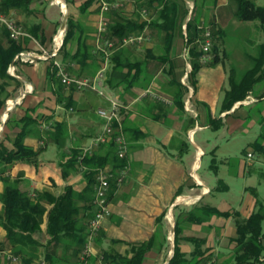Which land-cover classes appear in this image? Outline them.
I'll return each instance as SVG.
<instances>
[{"label":"crops","instance_id":"0c3cea01","mask_svg":"<svg viewBox=\"0 0 264 264\" xmlns=\"http://www.w3.org/2000/svg\"><path fill=\"white\" fill-rule=\"evenodd\" d=\"M52 1L31 0L29 15L16 14L17 19L24 24L25 30L33 24L39 26L35 35L28 32L30 36L23 39L24 49L21 51L36 54L45 51L49 55L54 49L53 35L60 28L66 30L68 16H71L83 30L81 37L90 47L91 55L83 67L77 61L70 60L69 55L77 48L75 40L65 49L59 50L55 59L67 65L74 76L94 75L103 62L97 41L100 16L95 1L89 3L83 12L81 6L87 0H63L66 5L64 8ZM175 1L187 8L188 12L178 26L167 53L164 50L163 33L152 24L157 18L156 9L161 6V0H118L119 7L112 10L120 11L123 16L138 24L144 23L142 29L132 32H145L150 39L138 46L121 45L117 42L111 48L107 60L102 88L114 92L116 100L123 106L121 116L126 128L128 168L122 184L117 185L114 177L110 179V213L102 219L100 229L93 237L92 251L86 264H97V257L101 252L125 254L128 250L125 242L133 244L150 238H153V242L146 251L142 264H167L172 257L174 245V242H170L169 233L176 218L182 228V251L189 253L192 250L191 243L184 237L201 236L200 233L207 231L205 245L209 248L207 253L210 260L219 264L233 254L234 243L230 242V239L237 236L233 216H211L201 221H188L184 218V212L194 206H212L209 198L215 186L211 188L205 177L198 172L202 159L212 147L210 139L205 137V132L213 130L209 123L210 118L221 119L222 126L219 129L223 135L226 132H243V122L253 113L251 110L259 109L260 113L257 116L255 114V119L264 127V97L251 103L250 110L244 109L246 106L237 102L231 109L221 110L226 82L228 87V69L218 52L222 48V58L228 59L224 44L222 45L220 40L224 37L226 24L236 20L233 15L236 8L234 1ZM48 2L60 7L61 13L64 14L61 22L47 20L45 7ZM143 10H146L145 14ZM112 11L105 14L108 21ZM195 16L196 23L215 32L212 45L216 50L209 53L207 63L200 68L195 83H192L190 57L185 42L187 21ZM248 25L249 23L241 26ZM6 33V29L0 25V45L8 43ZM78 33L80 34L79 31ZM112 39L118 41L120 38L113 36ZM114 56L115 58H112ZM52 61L53 58L50 57L38 59L34 63L15 62L17 77L7 71L13 79L8 80L6 91L9 95L0 107V141L3 140L8 147H12L15 135L21 130V119L30 115L36 124L27 126L24 144L33 149L41 148L39 155L49 145H54L56 158L44 162L38 155L31 162L16 161L8 167L4 177L18 178V187L29 192L31 197L35 196L36 191H47L59 196L67 186L74 189L77 196L73 200L79 208L78 227L74 232L80 236L84 235L86 240L87 222L96 208L95 180L89 171H94L96 177L100 168L115 174L120 167L115 166V149L112 148L110 152L106 145L98 146L91 152L103 156L109 152L103 167H92L90 163L81 161L84 156L83 149L89 146L102 130L103 120L96 110L105 105L96 103L99 95L91 90H77L73 86L62 84L59 78L55 77ZM116 61L121 63V67L114 72ZM11 63L12 61L10 65ZM129 63L136 65L130 67ZM121 73L128 76L121 77ZM173 83L180 84L183 92L182 108H176L172 101L176 89ZM146 90L169 102L165 103L151 95L144 96ZM261 90L263 91L264 87ZM250 95L254 97L253 94ZM9 100L14 102V106L7 111L5 105ZM70 101L73 104L67 106ZM255 119H252V122ZM56 123L62 124L59 133L55 131ZM247 151H251V147ZM252 154V157L247 158L253 159L255 152ZM74 155L78 159L75 165H71L69 161ZM261 157L264 159V156ZM240 164L241 168H244L243 161ZM4 186V179L0 177V193ZM250 190L251 193L247 194L238 209L232 206L217 208L238 212L242 218L248 217L255 210L257 202H260L256 189L251 187ZM44 205L47 210L43 215L40 230L30 234V240L23 237L24 243H12L0 225V264H80V252L84 243L78 244L69 235L62 236L58 241H51L46 233V223L47 213L52 205L47 202H44ZM2 207L0 202V210ZM114 240L123 242H113Z\"/></svg>","mask_w":264,"mask_h":264},{"label":"trees","instance_id":"16d2710c","mask_svg":"<svg viewBox=\"0 0 264 264\" xmlns=\"http://www.w3.org/2000/svg\"><path fill=\"white\" fill-rule=\"evenodd\" d=\"M92 1L87 0L81 6V11H85L88 4ZM94 1L96 4V0ZM233 1L236 5L233 14L236 19L242 22L258 21L264 29V5L258 4L256 0ZM30 3L31 0H0V10L8 11L12 9L16 11L18 16L22 14L29 15L31 12ZM187 12L188 9L180 6L175 0H161V6L156 9L157 18L152 24L163 33V44H165L164 50L166 53L169 51L173 36L178 26H180L182 19L187 15ZM196 21V16L187 21V36L185 42L190 57V78L192 83H195L197 72L203 66L200 58L202 55L201 43L203 42L205 29L196 23ZM108 22L109 28L108 33H106L107 36L110 38L117 36L120 39L132 31L142 29L145 25L144 23L138 24L136 21L126 18L117 10L111 12L110 21ZM38 28L39 26L37 24H33L26 31L35 35ZM81 31L83 33L79 23L73 17L68 16L65 35L60 50L65 49L68 44L76 40V51L72 55H69V58L70 60L77 61L83 67L86 65L87 58L91 55V49L85 44L84 38L82 39ZM217 34H219V31ZM6 36L8 43L0 45V107L3 106L9 95L6 91V86L9 84L8 80L13 79L7 73L8 65H10L13 57L24 49L23 39L14 41L9 38L8 33H6ZM213 36H215V32H212L211 37ZM215 50V46L211 45L210 53L215 52ZM249 56L252 61V66L248 70L239 75L234 68L229 70L228 87L224 91L221 104L222 111L231 109L236 102L243 100L248 94H253L258 99L264 97V90H261L264 87V40L256 45L255 54H249ZM112 58H115V56ZM128 65L134 67L136 63H129ZM120 67L121 63L116 61L113 67L114 72L120 70ZM127 76V74L121 73V77ZM173 84H175L176 89L172 95V101L176 108H182L184 100H182L183 92L180 89V84ZM72 104L70 101L67 103V106H71ZM21 120V130L15 135L12 141V147H8L3 140L0 141V177L5 182L4 189L0 193V202L3 206L0 210V225L6 231V237L12 243H24V240H22L23 237L24 239L30 240V234L40 230L43 215L47 210L44 202H47L52 205L48 210L46 223V233L50 236V240L58 241L62 236L69 235L78 244H83L86 241L85 236L77 235L74 232L78 227L77 216L79 213V208L73 200L77 196L74 189L67 186L63 194L59 196H54L47 191H36L35 196L31 197L29 192L21 190L18 187V178L12 179V177H4L8 167L14 164V162L24 160L34 161L41 152V148L33 149L23 142L24 136L28 132L27 126L35 125V119L30 115H26ZM122 123L126 136L123 119ZM209 123L213 130H217L222 126L220 118H210ZM61 126L62 124L56 123L55 131L57 133L61 131ZM55 138L57 139V136ZM263 140L264 135L261 134L249 144L251 151H246V154L248 152H257L264 155ZM102 145L109 147L108 151L112 148L115 149L112 141ZM108 154L109 152L105 156L100 153L86 154L81 157V161L83 163H90L92 167L100 168L105 165ZM115 156L117 161L115 166L123 167L127 164L126 159H120L116 154ZM77 159L74 155L70 159L69 164L75 165ZM89 174H92V178L96 183L95 172L89 171ZM96 175H98L97 172ZM226 187L227 185L218 179L217 185L211 191L225 189ZM257 204L258 208L252 211L246 218L240 217L238 212L222 211L215 206L209 205L192 207L189 211L184 212V218L188 221H201L211 216H233L237 236L232 240L230 239V242L232 241L234 243V251L230 258L219 264H264V225H262L264 224V203L257 202ZM173 230V253L167 264H215L214 261L210 260V255L207 253L209 248L205 245V237L199 235L184 237L192 245V250L186 253L180 247L182 228L179 227L178 218L175 219ZM113 242L122 243L123 241L114 240ZM152 242L153 238L146 241L133 242V244L125 242L128 246L125 254L101 252L99 256H102L111 264H142L145 253L150 249Z\"/></svg>","mask_w":264,"mask_h":264},{"label":"built area","instance_id":"2783aa9c","mask_svg":"<svg viewBox=\"0 0 264 264\" xmlns=\"http://www.w3.org/2000/svg\"><path fill=\"white\" fill-rule=\"evenodd\" d=\"M53 3L59 5L61 8H64L66 5L63 0H53ZM118 0H96V5L99 10V24L97 27V41L102 54V66L101 68L92 76L88 77H77L71 74L69 67L65 64L60 63L55 59L58 55V52L62 46L65 29L60 28L52 37L53 48L51 53L48 55L45 51L41 53H33L29 51H20L18 52L12 60L11 65H8L7 71L10 75L17 77L15 72V62H28L34 63L38 59H48L53 58L52 67L54 68L55 77L59 78L60 82L65 86H73L77 90H91L98 95L104 96L102 92V81L104 80V71L106 68L107 60L110 55V50L113 48L116 43L121 45L128 46H138L150 39V36L145 32L139 33H128L118 41L113 40L108 37V20L105 18V14L117 9L119 7ZM190 8L192 5L189 4ZM143 13H146V10H143ZM0 25L3 26L10 39L14 41H19L25 37H29V33L24 29L23 25L18 21L16 12L14 10L1 11L0 10ZM203 42L201 43L202 55L200 62L205 65L209 59V52L212 45V37L209 30H205L203 34ZM191 69V66H190ZM144 96L151 95L155 99H159L165 103L169 101L155 93L146 90L143 93ZM109 103L107 106H99L96 110L97 115L103 120V126L100 133L93 139L92 143L85 147L82 151V155L90 154L98 146L112 141L115 145V153L120 159H127L128 155V143L123 129L121 109L122 104L117 100L108 99ZM257 101V98H254L248 94L243 100L238 101V104L246 105ZM16 102V101H15ZM14 106L12 100L7 101L5 105V110H9ZM252 152L247 153V157H252ZM127 164L123 167L118 168L115 171V174L105 168H100L97 171L96 183H95V195H94V205L95 211L92 217H89L87 222L86 229V241L83 244L82 250L80 252V264H86L87 258L89 257L92 251V240L94 235L98 232L101 226L102 219L110 213L109 201H108V192L110 187V179L114 177L116 184H122L126 179L127 174ZM171 217V214H170ZM172 219V217H171ZM173 232H170L169 239L173 237ZM97 264H111L102 256H99L97 259Z\"/></svg>","mask_w":264,"mask_h":264},{"label":"rangeland","instance_id":"374dc122","mask_svg":"<svg viewBox=\"0 0 264 264\" xmlns=\"http://www.w3.org/2000/svg\"><path fill=\"white\" fill-rule=\"evenodd\" d=\"M256 1L258 4L264 5V0ZM45 16L47 20L52 22H61L64 18L60 7L54 4L51 5L49 2L46 3ZM247 23H249L247 27L241 26L247 25ZM224 28L225 34L220 43L224 44V49L229 57L227 60L222 58V48H220L218 54L221 56L222 61L225 62L228 75L231 68H234L238 75L242 74L252 66L249 54H253L254 51L256 52L254 45L264 40V29L258 21L244 23L238 19L226 24ZM206 29L212 34L211 28ZM212 41H214V36L212 37ZM102 92L104 96L99 95L96 103L107 106L109 103L108 99L116 100L114 92H110L109 89L102 88ZM250 104H246V107L243 108L250 110L252 108ZM251 111L253 113H250L243 122L245 129L243 132H226L225 135L221 134L222 131L220 129L205 132V137L207 136L210 139L212 147L210 152L202 159L200 171L198 172L205 177L211 188L217 185L218 179L227 185L225 189L213 190L209 198V203L212 206L218 208L232 206L238 209L247 197V194L251 193V187L256 189L259 201L264 203V159L261 157L264 155L255 152L253 159H248L245 155L246 151L250 149L249 144L256 137L261 134L264 135L263 124L255 119V114L257 116L260 110L253 109ZM252 119H255L254 122H252ZM55 148L54 145H49L42 151L43 153L39 155V158L43 159L44 162L54 160L56 158ZM241 161H243L244 168H241ZM257 208L258 205L255 209ZM200 235L207 237V231L200 233ZM173 237L170 239L171 243L173 242Z\"/></svg>","mask_w":264,"mask_h":264},{"label":"water","instance_id":"95a60500","mask_svg":"<svg viewBox=\"0 0 264 264\" xmlns=\"http://www.w3.org/2000/svg\"><path fill=\"white\" fill-rule=\"evenodd\" d=\"M173 228H174V227H173ZM173 228H172V231H171V232H174Z\"/></svg>","mask_w":264,"mask_h":264},{"label":"bare ground","instance_id":"6f19581e","mask_svg":"<svg viewBox=\"0 0 264 264\" xmlns=\"http://www.w3.org/2000/svg\"><path fill=\"white\" fill-rule=\"evenodd\" d=\"M5 115V114H4Z\"/></svg>","mask_w":264,"mask_h":264}]
</instances>
